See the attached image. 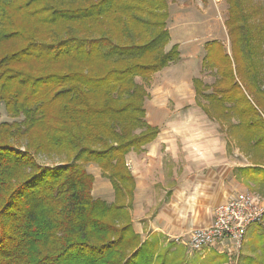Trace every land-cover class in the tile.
I'll use <instances>...</instances> for the list:
<instances>
[{
    "label": "trees",
    "instance_id": "obj_1",
    "mask_svg": "<svg viewBox=\"0 0 264 264\" xmlns=\"http://www.w3.org/2000/svg\"><path fill=\"white\" fill-rule=\"evenodd\" d=\"M226 1L230 53L218 40L205 43L202 65L216 78L193 79L195 100L252 157L237 177L262 188L264 7ZM167 17L166 0H0V103L22 117L0 122V264L225 260L216 252L189 259L176 240L151 233L141 241L132 226L135 182L125 156L159 131L145 120L144 83L179 57L177 44L164 49ZM33 153L67 161L40 165ZM90 163L110 180L113 201L92 196ZM251 248L241 264H264V234Z\"/></svg>",
    "mask_w": 264,
    "mask_h": 264
},
{
    "label": "rangeland",
    "instance_id": "obj_2",
    "mask_svg": "<svg viewBox=\"0 0 264 264\" xmlns=\"http://www.w3.org/2000/svg\"><path fill=\"white\" fill-rule=\"evenodd\" d=\"M166 1L168 9L166 28L169 33V41L164 49L167 51L173 44H177L179 57L155 72L148 83H144L148 92V97L145 100V120L149 124H156L165 131L168 130L165 132V137L170 141V144L175 146L174 150L169 147L168 152L163 149L165 179H170L174 167L181 177L182 186L195 187L196 184H205L209 190L199 191L201 194L197 201L199 207L180 212V215L182 218H211L214 208L224 202L226 197L242 191L253 192L259 195L264 202V185L259 188L253 180L237 177L239 175L237 167L249 165L252 157L249 154H244L238 147L237 139L229 134L225 126L219 124L218 121L211 120L195 100L193 79L199 78L203 83L209 85L216 78L213 69L202 65L205 43L218 40L223 44L225 51L230 53V43L225 26L227 1ZM245 3L246 8L257 5L264 7V0H245ZM258 57L260 63L258 85L264 89V41L259 47ZM135 80L141 82L138 77ZM209 92L210 89H205L203 93L208 94ZM198 99L200 103L206 104L203 95ZM21 119L20 116L11 117L6 112L4 103H0V122ZM230 121L235 122V119ZM172 151H174L173 155ZM32 155L36 163L40 165L53 166L67 161L64 155L42 153H33ZM260 161L264 163V157ZM83 167L93 175V183L99 176L110 182L96 164H85ZM111 189L110 191L109 187L105 189L103 196L97 195L95 190L91 191V194L94 198L108 202L114 197V192ZM191 193L193 195L194 191ZM167 196L169 194L165 193L164 201L167 200ZM219 196L222 197V200L215 203L214 199ZM154 214L155 212H151V215L146 219L151 218ZM171 214L170 210L164 213L165 216ZM138 222L140 224L142 221ZM263 234L264 215L261 221L251 224L246 229L238 256L233 255L229 258L225 253H222L226 258L221 264H241L242 257L251 254V244L257 242L258 235L263 236ZM182 246L189 259L203 258L210 252L220 253L215 248L191 251L186 246Z\"/></svg>",
    "mask_w": 264,
    "mask_h": 264
},
{
    "label": "crops",
    "instance_id": "obj_3",
    "mask_svg": "<svg viewBox=\"0 0 264 264\" xmlns=\"http://www.w3.org/2000/svg\"><path fill=\"white\" fill-rule=\"evenodd\" d=\"M145 104L144 101V109ZM151 125L157 126L153 123ZM158 129L159 131L154 140L143 145L140 150H130L125 156L126 164L135 182L129 211L133 229L140 235L141 241L151 233H159L165 236L166 239L175 240L176 237L181 235L186 236L193 228L208 226L212 221V217L206 219L181 217L180 212L199 207L197 205L198 198L201 196L199 191L209 190L205 184H196L195 187L182 186L181 177L174 167L170 179H165L163 169L164 151L168 152L169 147L173 149L175 146L170 144V141L165 137V132L168 130L165 131L160 127ZM163 149L165 150L163 151ZM95 180L96 182L93 183L91 191L95 190L97 195L103 196L105 189L109 187L110 191V188H112L111 182L107 179L99 176ZM191 191H194L193 195ZM165 193L169 194L166 201L163 200ZM113 200L114 197L108 203ZM214 200L216 203L221 201L222 197L219 196ZM167 210L172 212L170 216L164 215ZM151 212H155L154 216L146 219L151 215ZM138 221L142 222L139 224Z\"/></svg>",
    "mask_w": 264,
    "mask_h": 264
},
{
    "label": "built area",
    "instance_id": "obj_4",
    "mask_svg": "<svg viewBox=\"0 0 264 264\" xmlns=\"http://www.w3.org/2000/svg\"><path fill=\"white\" fill-rule=\"evenodd\" d=\"M263 215L264 202L259 195L237 192L214 208L208 226L193 228L186 236L181 235L175 240L191 251L215 248L231 258L238 256L246 229L261 221Z\"/></svg>",
    "mask_w": 264,
    "mask_h": 264
},
{
    "label": "bare ground",
    "instance_id": "obj_5",
    "mask_svg": "<svg viewBox=\"0 0 264 264\" xmlns=\"http://www.w3.org/2000/svg\"><path fill=\"white\" fill-rule=\"evenodd\" d=\"M186 16V15H185ZM196 25V24H195Z\"/></svg>",
    "mask_w": 264,
    "mask_h": 264
}]
</instances>
